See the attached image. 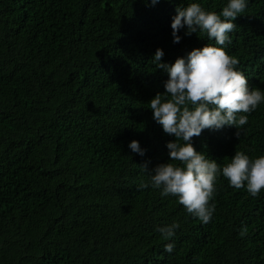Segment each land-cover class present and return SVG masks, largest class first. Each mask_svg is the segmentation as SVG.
Wrapping results in <instances>:
<instances>
[{
    "label": "trees",
    "instance_id": "16d2710c",
    "mask_svg": "<svg viewBox=\"0 0 264 264\" xmlns=\"http://www.w3.org/2000/svg\"><path fill=\"white\" fill-rule=\"evenodd\" d=\"M187 2L0 0V264H264V189L252 196L218 176L205 224L176 196L139 187L140 165L167 162L175 139L148 108L168 78L155 50L172 63L215 43L184 29L173 43ZM200 2L219 13L227 0ZM234 23L226 50L264 90V0ZM245 115L239 137L235 126L205 129L194 146L221 166L236 151L264 155V103ZM173 221L167 253L156 228Z\"/></svg>",
    "mask_w": 264,
    "mask_h": 264
},
{
    "label": "clouds",
    "instance_id": "9594fccd",
    "mask_svg": "<svg viewBox=\"0 0 264 264\" xmlns=\"http://www.w3.org/2000/svg\"><path fill=\"white\" fill-rule=\"evenodd\" d=\"M158 2L151 0V5ZM248 2L227 0L219 13L204 8L200 0L178 5L171 21L173 43L182 39L181 29L184 35H206L215 43L193 48L172 63L162 60L161 47L152 57L155 67L166 72L168 78L164 81V91L157 92L147 102L148 108L164 133L175 139L166 142L167 162L151 170L147 162L140 165L148 180L139 187L159 189L161 197L176 196L188 213L205 224L215 211V204L210 201L218 176L227 178L234 188H246L252 196L264 189V155L250 157L244 151H236L221 166L217 159H209L204 151H198L192 142L202 130H220L225 126H235V135L239 137L242 127L248 123L245 114L264 103V90L250 86L249 78L236 67L238 58L230 55L225 47L231 43L235 18L245 13ZM127 147L131 153L145 155L146 149L137 139L131 140ZM179 227L177 221L157 226L156 231L169 241L164 244L165 252L173 251L175 242L171 238Z\"/></svg>",
    "mask_w": 264,
    "mask_h": 264
}]
</instances>
